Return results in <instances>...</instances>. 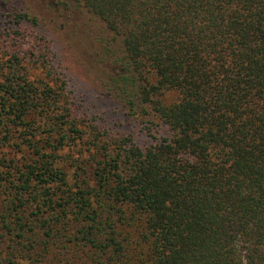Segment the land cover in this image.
<instances>
[{"label": "trees", "instance_id": "obj_1", "mask_svg": "<svg viewBox=\"0 0 264 264\" xmlns=\"http://www.w3.org/2000/svg\"><path fill=\"white\" fill-rule=\"evenodd\" d=\"M59 2L99 20L147 138L71 116L45 37L23 46L36 17L7 14L0 264H264V0Z\"/></svg>", "mask_w": 264, "mask_h": 264}, {"label": "rangeland", "instance_id": "obj_2", "mask_svg": "<svg viewBox=\"0 0 264 264\" xmlns=\"http://www.w3.org/2000/svg\"><path fill=\"white\" fill-rule=\"evenodd\" d=\"M16 10H25L36 17L34 29L26 25L32 31L22 38L23 46L32 41L38 45V34L45 37L52 55L51 62L67 84L71 116L76 119L93 117L106 130H101L106 136L131 135L143 143L147 135L137 113L127 111L103 86L108 68L96 55L97 39L102 35L99 20L59 0H0V61L6 57L4 45L8 32L18 28L7 14ZM27 65L29 77L38 78V70L31 68L33 61L28 60ZM174 98L173 93L165 97L167 101ZM14 157L16 162L21 160L20 156Z\"/></svg>", "mask_w": 264, "mask_h": 264}]
</instances>
